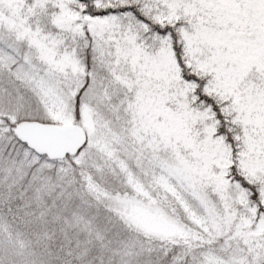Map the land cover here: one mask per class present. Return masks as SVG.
<instances>
[{"label":"snow or ice","instance_id":"obj_1","mask_svg":"<svg viewBox=\"0 0 264 264\" xmlns=\"http://www.w3.org/2000/svg\"><path fill=\"white\" fill-rule=\"evenodd\" d=\"M0 264H264V0H0Z\"/></svg>","mask_w":264,"mask_h":264}]
</instances>
